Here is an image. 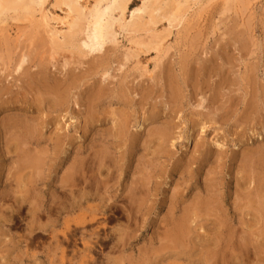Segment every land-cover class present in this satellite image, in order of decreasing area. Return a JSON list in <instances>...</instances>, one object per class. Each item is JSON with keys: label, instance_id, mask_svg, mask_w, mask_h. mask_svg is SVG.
Returning <instances> with one entry per match:
<instances>
[{"label": "rangeland", "instance_id": "rangeland-1", "mask_svg": "<svg viewBox=\"0 0 264 264\" xmlns=\"http://www.w3.org/2000/svg\"><path fill=\"white\" fill-rule=\"evenodd\" d=\"M226 2L198 0L188 8L179 25L170 26L162 20L153 29L155 34L166 36L164 47L151 50L139 61L127 58L132 42H149L154 35L126 29L101 52L82 59V65L75 63L67 69H62L61 63H56V67L49 63L50 47L42 29L38 31L40 38L31 30L33 35L28 33L18 42L16 23L10 22V46L9 42V48L6 43L0 45V56L6 57H3L6 63L3 71H6L0 76L9 77L5 89L0 85V89L8 88L0 100V264H81L82 257L89 252L95 264H215L217 261L218 264H264V212L258 204L264 203V168L258 160L264 156V0H229L227 5ZM143 3V0H132L127 12L128 22L132 11ZM53 4L54 0L46 6L47 11L53 18H62L64 13L53 9ZM51 28H59L56 21L51 22ZM24 52L31 54L28 75L40 71V64L36 63H40L41 58L48 64L44 65L46 68H52L49 73L52 79L56 78L53 83L65 92L68 102L65 107H50L44 100V91L32 86L25 71L20 81L15 82L9 76L8 56L18 58ZM63 55L68 57L69 54L61 53ZM57 58L61 62V58ZM98 61L108 64L110 78L105 83L97 74ZM95 86L104 87L106 95L92 108L88 96ZM201 91L208 98V105L206 103L202 109L198 107L201 96L197 95ZM125 94L127 97L122 104L118 98ZM24 113L31 124L38 125L44 120L46 125L42 126L40 143L17 149L18 133L8 130L6 123L16 116L24 117ZM123 115L130 120L129 128L126 136H118L114 129ZM143 124L142 129L138 128ZM162 129L170 136L157 137ZM135 134H140L138 146L131 142ZM15 137L17 143H14ZM95 149L101 152L99 156H95ZM28 154L34 156L30 158ZM103 156L105 172L98 175L97 160ZM20 161L27 163L29 169L20 167ZM77 169L82 170L83 180L72 183L70 174ZM27 172L41 181L32 187L36 192L28 189L33 178ZM246 172L251 174L246 175ZM99 177H108L110 183L107 179L105 182L110 184L108 188L99 187L97 182H104ZM256 177L263 180L256 184ZM143 178L150 192L148 196H138L137 201L143 205L131 206L123 197L128 196L137 182L142 183ZM89 182L92 183L87 184ZM64 185L67 188L63 192ZM68 188H72V193ZM212 189L215 197L208 194L207 190ZM32 194L38 200L32 198ZM248 194L250 200L244 202ZM210 198L216 199L213 204L218 209L208 203H212ZM250 201L252 204H248ZM196 203H200L199 210L195 209ZM108 206L112 208L107 210ZM96 207L106 212L104 217L96 212ZM140 207L136 215L133 211ZM185 210L189 222L186 236L181 237L173 228L184 217ZM216 211L220 213L215 214ZM94 213L98 221L90 222L89 215ZM184 237H188V242ZM84 239L89 241L91 251H85ZM241 239L247 249L242 248L245 243L242 244ZM173 245L175 248L171 247Z\"/></svg>", "mask_w": 264, "mask_h": 264}, {"label": "bare ground", "instance_id": "bare-ground-1", "mask_svg": "<svg viewBox=\"0 0 264 264\" xmlns=\"http://www.w3.org/2000/svg\"><path fill=\"white\" fill-rule=\"evenodd\" d=\"M52 0H0V45H5L7 46V42H9L10 37H12L10 34V36L8 35L9 33V26H10V22L16 23L14 25V29L15 31V35H16V40L18 42H20L21 39H23V37L28 36V33H32L34 34L35 37L40 36V34L38 35V31L39 29L43 30L48 38V45H49V50H50V58H49V63L52 65H56V63H61V67L62 69H67V67L74 65L75 63H77L78 65H82L84 62L81 61L82 59L88 58L90 55L96 53V52H101L105 46L108 43H114L117 39V35L124 31V30H129L131 32H147V33H153V39L149 40V42H145V41H135L132 42V47L130 49L129 54L127 55L128 59H137L138 61L142 58L143 55H146L148 52H150L151 50H159L162 49L164 47V43L166 41V36H161L158 34H155L156 32L154 31L153 27L157 24H159L162 20H166L170 26H172L173 24L177 23L178 25L181 23V21L183 20V17L186 15V12L188 11V8H191V5H196V3L198 2V0H143L144 3L142 5V7L132 11L131 16H130V21H127V12L129 10V6L132 2V0H54V4H53V9H60L63 13L64 16L62 18H53L51 15L52 13L50 11H47V5L51 4ZM226 5L229 4V0H226ZM39 16V18H38ZM146 17V19H145ZM138 18V21H135V19ZM52 21H56L57 25L59 26L60 29H63L65 31L60 30L59 28H51V22ZM19 24H23L22 26H20ZM129 24V25H128ZM32 30V32H31ZM42 31V32H43ZM29 34V35H30ZM31 34V35H33ZM37 34V35H36ZM44 34V33H43ZM42 35V34H41ZM45 37V36H44ZM14 38V40H15ZM29 38V37H28ZM40 38V37H38ZM45 39V38H44ZM42 38V40H44ZM15 40V42H16ZM33 40V39H32ZM31 40V41H32ZM12 41V39H11ZM46 41V40H45ZM15 42H11V44H15ZM42 42V41H41ZM33 43V42H32ZM37 44V43H36ZM43 44V43H42ZM9 46H10V42H9ZM13 46V45H12ZM18 46V45H17ZM17 46H15L14 48L16 49ZM39 46V45H38ZM1 47V46H0ZM40 47V46H39ZM3 48V46H2ZM7 48H9L7 46ZM28 48V47H27ZM41 48V47H40ZM43 48V47H42ZM11 49V47H10ZM13 49V48H12ZM5 50V49H4ZM3 51V50H2ZM6 51V50H5ZM4 51V52H5ZM32 51V50H31ZM7 52V51H6ZM46 52V51H45ZM61 53H68V57L66 56H61ZM7 54V53H5ZM12 54V51H11ZM9 55V53H8ZM30 52H24L22 54H20V57L18 58H13L10 57L11 55H9L8 57L10 58L8 61L11 65V73L9 70V76H12V80L16 81H20L21 79L19 77H21V75H23V72H26V77H28L31 80V83L33 84L32 86L36 85L38 87L39 91H44V96H46V98H44V100H46L47 104H49L50 107L54 108V107H65L66 104L68 103L66 98H65V92H62L60 90V87L56 84L53 83L55 82L54 79H52V75L49 73V70L52 71V68L49 69V66H47V68L44 66L47 63L44 61L43 58L39 59L40 63H36L37 65L40 64V71H36V74H31L28 75V70L31 68V64L32 61H30L31 57H30ZM42 56V55H41ZM57 56H59L61 58V62H59L57 59ZM3 55L0 56V73L1 72H5L3 71V67L6 65L5 61L3 60ZM44 57V56H42ZM6 58V57H4ZM16 59V60H14ZM101 59V58H100ZM99 60V58H98ZM105 60V59H104ZM7 61V62H8ZM100 61V60H99ZM98 61V66H99V71L97 72V70L95 72H97V74H100L102 77V80L107 81L110 78V72H109V68L107 67V65H105L104 62H99ZM102 61V60H101ZM34 62V61H33ZM87 62V61H86ZM85 62V63H86ZM94 63V62H93ZM97 63V62H96ZM90 64V61L89 63ZM35 65V64H34ZM48 65V64H47ZM95 65V63H94ZM9 66V65H8ZM39 66V65H38ZM89 66V65H88ZM37 67V66H36ZM53 67V66H52ZM56 67V66H55ZM5 68V67H4ZM38 68V67H37ZM76 68H78L76 66ZM254 68V67H253ZM82 69V67H81ZM93 69V68H92ZM254 70V69H253ZM249 71V70H248ZM75 72V69H74ZM87 72V71H86ZM147 72V71H146ZM55 73V72H52ZM67 73V72H66ZM70 73V72H69ZM17 74V77H15L14 75ZM56 74V73H55ZM75 74V73H74ZM146 74V73H145ZM150 74V73H148ZM248 74H251L250 72ZM7 75V74H6ZM253 75V74H252ZM60 76V75H59ZM112 76V75H111ZM88 77V76H87ZM90 77V75H89ZM152 77V76H151ZM249 77V76H247ZM246 77V78H247ZM9 77L5 78L3 76H0V85H3L5 89V83L7 82L6 80H8ZM73 77H71L72 79ZM75 78V77H74ZM84 78V77H83ZM114 78V77H113ZM255 78V76H254ZM59 79V78H58ZM171 79V78H170ZM197 79V78H196ZM81 80V79H80ZM99 80V79H98ZM102 80H100V82L102 83ZM176 80V79H174ZM241 80V79H240ZM6 81V82H5ZM59 81V80H58ZM57 81V82H58ZM124 81V80H123ZM197 81V80H195ZM253 81V80H252ZM23 82V81H22ZM25 82V81H24ZM23 82V83H24ZM69 82V81H68ZM122 82V81H121ZM120 82V83H121ZM176 82V81H175ZM184 82V81H183ZM188 82V81H187ZM204 82V81H203ZM227 82V81H226ZM27 83V82H26ZM53 83V84H52ZM59 83V82H58ZM241 83H243V80L241 81ZM247 84H249L248 82H246ZM29 84V83H28ZM72 84V83H71ZM77 84V83H75ZM201 84V83H200ZM227 84V83H226ZM246 84V85H247ZM12 85V84H11ZM62 84H60L61 86ZM92 85V84H91ZM169 85V83H168ZM197 85V84H196ZM203 85V84H202ZM228 85V84H227ZM244 85V86H246ZM259 85V84H258ZM10 85H8L9 87ZM29 86V85H28ZM34 86V87H36ZM74 86V85H73ZM97 86V85H96ZM95 86V87H96ZM110 86V85H109ZM121 86V85H120ZM119 86V87H120ZM173 86V84H172ZM177 86V85H176ZM253 86V85H252ZM257 85L255 84V87ZM27 87V86H26ZM125 87V86H124ZM254 87V86H253ZM254 87V88H255ZM24 88V87H23ZM73 88V87H72ZM186 88V86H185ZM0 89V100H2V98L4 97V95L8 92V88L7 90H3ZM63 89H66V87L64 86ZM112 89V88H111ZM121 89V87H120ZM123 89V87H122ZM126 89V88H125ZM208 89V88H207ZM262 89V87L260 88V90ZM36 90V89H35ZM209 90V89H208ZM11 91V90H10ZM22 91V90H21ZM171 91V89H170ZM258 91V90H257ZM15 92V91H14ZM25 92V91H24ZM70 92V91H69ZM87 92V91H86ZM172 92V91H171ZM254 92V91H253ZM12 93V92H11ZM39 93V92H38ZM115 93V92H114ZM117 93V92H116ZM197 93V92H196ZM260 93V92H259ZM72 94V93H71ZM173 94V93H172ZM22 95V94H21ZM89 95V94H88ZM106 95L105 92V88L102 86H98L95 88V90H93L91 92V94L88 96V102L92 105V108H95L96 103H98L99 101H101L103 99V97ZM197 95L201 96L200 97V101L198 103V107L200 109H202L205 104L208 101L207 95L205 93H203L202 91L200 93H197ZM264 95V94H263ZM16 96V95H15ZM18 96V95H17ZM41 96V95H40ZM43 96V97H44ZM51 96V97H50ZM172 96V95H171ZM185 96V95H184ZM256 96V95H255ZM258 96V95H257ZM35 97V96H34ZM42 97V98H43ZM87 97V95H86ZM124 97H127V95L125 94V96L123 95L122 97H119L118 100L123 104L124 102ZM174 97V95H173ZM172 97V98H173ZM197 97V96H196ZM211 97V96H210ZM263 97V96H262ZM261 97V98H262ZM33 98V97H32ZM198 98V97H197ZM86 99V98H85ZM212 99V98H210ZM264 99V98H263ZM69 100V99H68ZM199 100V98H198ZM261 100V99H260ZM76 101V100H75ZM131 101V100H130ZM211 101V100H210ZM252 101H255L252 99ZM19 102V101H18ZM79 102V101H78ZM77 102V103H78ZM86 102V101H85ZM250 102V101H249ZM256 102V101H255ZM8 103V101H7ZM14 103V102H13ZM74 103V102H73ZM76 103V102H75ZM76 103V104H77ZM215 103V102H213ZM254 103V102H253ZM40 104H42V101H40ZM75 104V105H76ZM196 104V103H195ZM211 104V103H210ZM255 104V103H254ZM263 104V103H262ZM208 105V103H207ZM253 105V104H252ZM258 105V103H257ZM256 105V107H257ZM264 105V104H263ZM251 106V105H250ZM25 107V106H24ZM197 107V106H196ZM252 108V106H251ZM39 109V108H38ZM57 109V108H56ZM85 109V108H84ZM90 110H92L91 108H89ZM258 109V107H257ZM50 110V109H49ZM54 110V109H53ZM252 110V109H250ZM42 111V109H41ZM86 112V111H85ZM103 112V111H102ZM127 112V111H126ZM200 112V110H199ZM90 113V112H89ZM260 113V112H258ZM25 114V113H24ZM102 114V113H101ZM106 114V112L104 113ZM123 114V113H122ZM128 114V113H126ZM53 115V114H52ZM129 115V114H128ZM127 115V116H128ZM97 116H99L98 113L95 114V117L98 118ZM106 116V115H105ZM45 117V116H44ZM47 117V116H46ZM101 117V116H100ZM40 118V117H39ZM42 118V117H41ZM53 118V117H52ZM58 119V118H57ZM107 119V117H106ZM121 121H115L116 125H115V129H114V133L117 134L118 136H123L125 135V131L128 130L129 128V122L130 120L126 118H124V115L121 116ZM55 121V120H54ZM90 121V120H89ZM101 121V120H100ZM60 122V121H59ZM114 122V121H113ZM39 123V122H38ZM57 123V122H56ZM99 123V122H98ZM97 123V124H98ZM203 123V122H202ZM7 124V125H6ZM6 128L8 130L13 129L15 131V133H18L17 137H18V143L16 141V137L14 140V143H17V149L19 147H22L23 145L29 146L32 145L33 143L37 142L40 143L41 138H42V126L46 125L44 120H41V122L37 125H33L29 122L28 117L25 116L21 117V116H16L15 118H11L9 119V121L6 123ZM66 124V123H65ZM48 125V124H47ZM59 125V124H58ZM109 125V124H108ZM171 125V124H170ZM206 125V123H205ZM144 127L143 125H140V129H142ZM200 127V126H199ZM201 127H204L201 125ZM48 128V127H47ZM59 128V127H58ZM93 128V127H92ZM131 128V126H130ZM177 128V127H176ZM6 129V130H7ZM44 129V127H43ZM203 129V128H202ZM5 130V131H6ZM175 130V129H174ZM205 130V128H204ZM203 130V132H204ZM12 131V130H11ZM85 131V130H84ZM87 131V130H86ZM107 131V130H106ZM110 131V130H109ZM8 132V131H7ZM162 132V134L160 135V133ZM54 133V132H53ZM129 133V131L127 132ZM135 133V132H134ZM160 133L156 134L158 135L157 137H161L162 135L164 136L163 138H166L168 136H170V134L168 135L167 132H164V130L162 129V131H160ZM11 135V134H10ZM53 135V134H52ZM59 135V134H58ZM104 135V134H103ZM155 134H153L154 136ZM7 136V135H6ZM126 136V135H125ZM50 137V136H49ZM60 137V136H59ZM107 137H110L107 135ZM128 137V136H127ZM156 137V136H155ZM67 138V137H66ZM151 138V137H150ZM154 138V137H153ZM156 139V138H154ZM55 140V139H54ZM164 140V139H163ZM9 141V140H8ZM16 141V142H15ZM13 142V141H12ZM131 142L133 143V146H138V144L140 143V134H135L134 137L131 139ZM6 143V142H5ZM13 143V144H14ZM70 143V142H69ZM160 143V142H159ZM163 143V142H162ZM71 144V143H70ZM64 145V144H63ZM147 145V144H146ZM9 146V145H8ZM24 146L22 147V149L24 148ZM124 146V144H123ZM164 146V145H163ZM31 147V146H30ZM103 147V146H102ZM132 147V146H131ZM7 148V147H6ZM115 148V147H114ZM113 148V149H114ZM122 148V147H121ZM28 149V147L26 148ZM31 149V148H30ZM36 149V148H34ZM81 149V148H80ZM99 149V148H98ZM118 149V148H117ZM5 150V149H4ZM8 150V149H7ZM42 150V149H41ZM97 151L96 155L97 156L99 153L97 149H95ZM94 150V151H95ZM120 150V148H119ZM6 151V150H5ZM22 150H20V154L22 156V158L25 160L26 156L24 154L21 153ZM110 151V150H109ZM8 152V151H7ZM16 152V151H15ZM23 152V151H22ZM29 152V151H28ZM34 154V151H32ZM102 152H105V150H102ZM57 153V152H56ZM16 154V153H15ZM32 154V153H31ZM92 154V153H91ZM112 154V153H111ZM156 154V152H155ZM263 154V153H262ZM8 155V153L6 154ZM37 155V154H36ZM25 156V158H24ZM29 156V154H28ZM31 156V155H30ZM29 156V157H30ZM34 156V155H32ZM31 156V157H32ZM99 156V155H98ZM106 156V155H105ZM30 157V158H31ZM94 157V156H93ZM91 157V158H93ZM123 157V156H122ZM17 158V157H16ZM21 158V159H22ZM85 158V157H84ZM89 158V157H88ZM110 160L112 157H110ZM108 158V159H109ZM38 159V157L36 158V160ZM76 159V158H75ZM95 159V158H93ZM104 156L103 158L98 157V169H97V173L98 175L102 174L104 171V168L106 167V164L104 165ZM22 160V161H24ZM40 159H38L39 161ZM82 161H84L83 159H81ZM113 160V159H112ZM251 160V159H250ZM260 166H262L264 168V156L259 157L258 158ZM18 161V160H17ZM20 161V162H22ZM27 161V160H25ZM24 161V162H25ZM35 161V159H34ZM93 161V160H92ZM30 162V161H29ZM42 162V159L39 163ZM111 162V161H109ZM23 163V162H22ZM20 164V167L22 165V168H24V170L29 169V165H27V163H23ZM35 162H32V164H34ZM89 163V162H88ZM113 163V161H112ZM247 163V162H246ZM245 163V165H246ZM254 163V162H253ZM19 164V163H18ZM37 164V163H36ZM44 164V161L43 163ZM80 164V163H79ZM95 164V163H94ZM120 164V163H119ZM252 164V162H251ZM250 164V165H251ZM17 165V162H16ZM15 165V166H16ZM89 165V164H88ZM14 166V164L12 165ZM19 166V165H18ZM16 166V167H18ZM36 166V165H35ZM35 166H31V168H36ZM91 167V165H89ZM111 166V165H110ZM249 166V165H248ZM255 166V165H254ZM253 166V167H254ZM39 167V166H38ZM37 167V169H38ZM78 167V166H77ZM93 167V166H92ZM41 168V167H40ZM43 168V167H42ZM250 168V167H248ZM21 168H18V171H24V170H19ZM36 169V170H37ZM45 169V168H44ZM87 169V168H86ZM94 169V168H93ZM111 170L113 168H110ZM109 169V170H110ZM16 170V171H17ZM39 170V169H38ZM149 170V169H148ZM82 170H75L73 174H70L71 176V182L75 183V181L80 180L81 178L84 177V174L81 172ZM42 172V171H41ZM90 172V171H89ZM94 172V171H93ZM105 172V171H104ZM116 172V171H115ZM28 173V172H27ZM43 173V172H42ZM68 173V172H66ZM82 173V174H81ZM247 173V172H246ZM256 173H260V172H256ZM17 174V173H16ZM31 176L34 177V175H31V173H28ZM36 174H39L38 172ZM93 174V173H92ZM91 174V176H92ZM243 174V173H242ZM251 174V172L249 173ZM248 173L246 175H249ZM26 175V174H25ZM68 175V174H67ZM210 175V174H209ZM259 175V174H257ZM19 176V174H18ZM23 176V175H22ZM90 176V177H91ZM260 176V175H259ZM21 177V176H20ZM31 177V178H33ZM89 177V176H87ZM86 177V178H87ZM215 177V176H214ZM15 178V177H14ZM24 178V177H23ZM26 178V177H25ZM29 178V177H28ZM92 178H94V175L92 176ZM92 178L91 181H92ZM101 178V177H99ZM114 178V177H113ZM116 178V177H115ZM252 178V176H251ZM8 179V178H7ZM39 179V178H38ZM32 179L29 181V186L31 188V191H35V189H32V187L34 188V186L36 187V184L38 181H40V179ZM104 179V178H101ZM108 181V177L106 178ZM106 179H104V182H97L98 185H100L99 187H103V188H108L110 184H106ZM148 179V178H147ZM249 179V178H248ZM257 179V177H256ZM262 179V178H261ZM10 180V179H9ZM25 180V179H24ZM29 180V179H28ZM83 180V179H81ZM255 180V179H254ZM258 180V179H257ZM263 180V179H262ZM261 180V181H262ZM12 181V180H10ZM27 181V180H26ZM62 181V180H61ZM85 181V180H84ZM135 181V180H134ZM251 181V180H250ZM261 181H255L256 184H258L257 182H261ZM16 182V181H15ZM41 182V181H40ZM66 182V181H65ZM88 182V181H87ZM110 183V181H108ZM137 182V181H136ZM145 182L144 178L142 179V183L141 181H139V183L137 182L135 184L134 182V187H131L128 196H124L123 200L128 199L129 202L131 203V206H135L136 204L140 203L141 205H143L142 202L137 201L138 196H143L147 195L150 190L147 188L148 186L143 183ZM17 183V182H16ZM92 182H89L87 184H90ZM113 183V181L111 182ZM264 183V182H263ZM19 184V183H17ZM62 184V183H61ZM60 184V186H61ZM67 184V183H66ZM104 184V185H103ZM251 184H253V182L251 181ZM9 185V184H8ZM14 185V184H13ZM23 185V184H22ZM25 185V184H24ZM23 185V187H24ZM86 185V182H85ZM95 185V184H93ZM97 185L94 186L96 189H100ZM210 185V184H209ZM255 185V184H254ZM260 185V184H259ZM12 186V184H11ZM65 186V185H64ZM130 186V185H129ZM213 187H215V185L212 184ZM251 186V185H250ZM69 187V186H68ZM71 187V186H70ZM78 187V186H77ZM81 187V186H80ZM67 187L65 186V188L63 187V192ZM93 188V187H92ZM250 188V187H249ZM260 188V187H259ZM25 189V188H24ZM216 188H214L215 190ZM26 190V189H25ZM72 190V188H68V191ZM89 190V189H87ZM101 190V189H100ZM104 190V189H103ZM245 190H248L245 188ZM254 190V189H253ZM257 190V189H255ZM262 190V189H260ZM10 191V190H9ZM16 191V190H15ZM21 192H23L22 190H20ZM30 191V190H29ZM96 191V190H95ZM208 194L209 193H214L213 189L212 190H207ZM251 191V190H250ZM259 191V190H257ZM12 192V191H11ZM36 192V191H35ZM98 192V190H97ZM103 192V191H102ZM264 192V191H263ZM20 193V192H19ZM32 193V192H31ZM72 193V192H71ZM126 193V192H125ZM21 194V193H20ZM26 194V192H25ZM206 195V198H209V195ZM23 195V194H22ZM32 198H35V194H32ZM66 196V195H65ZM107 196V195H106ZM148 196V195H147ZM213 197H215V195L212 194ZM211 196V197H212ZM245 196V195H242ZM241 196V197H242ZM256 196V195H255ZM264 196V193H263ZM31 197V196H30ZM29 197V198H30ZM37 197V195H36ZM91 197V196H90ZM110 197V196H109ZM212 197V198H213ZM249 197V198H248ZM261 197V196H260ZM27 197H25L23 199V201H25ZM56 198V197H55ZM143 198V197H142ZM210 198L211 202L210 205L212 204V206L215 204V200ZM219 198V197H218ZM263 198V197H262ZM38 200V198H35ZM63 199V196L62 198ZM65 199V198H64ZM63 199V200H64ZM75 199V198H74ZM113 199V198H112ZM220 199V198H219ZM246 199V200H245ZM244 202H246L248 200H250V195L248 194L247 197L245 198ZM253 199H256L253 198ZM15 200V199H14ZM30 200V199H29ZM32 200V199H31ZM30 200V201H31ZM34 200V199H33ZM60 200V198H59ZM77 200V199H76ZM213 200H214V204H213ZM147 201L144 200V202ZM256 201V200H255ZM32 202V201H31ZM110 202V200H109ZM243 202V201H242ZM251 203L248 204H252V201H250ZM260 202V201H257ZM263 202V200H262ZM36 203V202H35ZM107 203V202H106ZM33 204V203H32ZM125 204V203H124ZM244 204V203H243ZM246 204V203H245ZM261 211H263L264 209V203H258ZM35 205V204H33ZM73 205V204H72ZM71 205V206H72ZM79 205V203H78ZM100 205V204H99ZM129 205V204H128ZM207 204V206H210ZM195 209L199 210L198 207L200 206V203H196L195 205ZM220 206V205H219ZM239 206H241L239 204ZM254 206V205H253ZM37 207V206H36ZM34 207V208H36ZM215 207V205L213 206ZM213 207L210 206L211 209H213ZM257 207V206H255ZM254 207V208H255ZM75 206L73 207V210H75ZM97 210L96 212L99 213L100 215L102 214V216L104 217L106 212L102 211L101 209H99L98 207H96ZM112 206H108L107 210L111 209ZM130 208V207H129ZM215 208L218 209V207L216 206ZM252 208V209H254ZM81 209V207L79 208ZM131 209V208H130ZM138 208H136V211H133L136 213V215L139 213V211H141V207L139 208V210L137 211ZM224 209V208H222ZM133 210V208L131 209ZM189 210V209H188ZM203 211V209H201ZM255 210V209H254ZM81 211V210H80ZM122 211V210H121ZM171 211V210H170ZM195 211V210H194ZM201 211V213L203 214V212ZM215 211V209H214ZM221 211V210H219ZM225 211V210H224ZM133 212H129V214H133ZM191 212H193L191 210ZM199 212V211H198ZM196 213V214H195ZM210 213V212H209ZM216 213H220V212H215ZM128 214V215H129ZM193 214L197 215V212H194ZM212 214V213H211ZM70 215V214H69ZM97 215V214H96ZM95 213L92 215H89L91 217L90 222H95L98 221L97 217H96ZM118 215V214H117ZM188 212L185 210V214L184 217L181 218L180 222L178 225H176V227L173 228V231L176 233H179L180 235L182 234L181 237H183V235L186 234L187 232V221H188ZM248 215V214H247ZM259 215V212H258ZM264 216V215H263ZM99 217V216H98ZM109 217V216H108ZM114 217V216H113ZM198 217L201 218V216ZM257 217V216H256ZM190 218V217H189ZM207 218V217H206ZM211 218V217H210ZM213 218V217H212ZM108 220V219H107ZM260 220V219H259ZM196 221V220H195ZM189 222V221H188ZM98 223V222H96ZM190 225V223H188ZM188 226V225H187ZM68 227V226H67ZM191 230V228H189ZM190 230H188L189 232H191ZM169 233V232H168ZM173 233V232H172ZM243 234V233H242ZM246 234V233H245ZM94 235V234H93ZM174 235V234H172ZM229 235V234H228ZM95 236V235H94ZM167 236V234H166ZM171 236V234H170ZM186 236V235H185ZM248 235H246L247 237ZM55 237V236H54ZM172 237V236H171ZM175 238H177V236L174 235ZM180 237V238H181ZM230 237V236H229ZM173 238V237H172ZM174 238V239H175ZM186 238V241L188 242V237H184ZM183 238V239H184ZM232 238V237H231ZM241 237H239L240 239ZM179 239V238H177ZM243 239V237H242ZM241 239V240H242ZM249 239V238H248ZM128 240V239H127ZM132 240V239H131ZM181 240V239H179ZM246 241V239H243ZM242 240V241H243ZM182 241V240H181ZM240 241V240H238ZM241 241V242H242ZM250 240H248L247 242L249 243ZM84 242V246H85V251H91L90 246L88 244L89 241H85V239L83 240ZM184 243V241H182ZM181 242V243H182ZM59 243V242H58ZM61 243V242H60ZM125 243V242H124ZM127 243V241H126ZM182 243V244H183ZM238 243V242H237ZM245 242L243 241L242 244H244ZM262 243V242H261ZM108 244V243H107ZM118 244V243H117ZM169 244V243H168ZM224 244V243H223ZM230 244V243H228ZM110 245V244H109ZM127 245V244H126ZM177 246V244H175ZM184 245V244H183ZM222 245V244H221ZM234 245V244H233ZM241 245V244H240ZM249 245V244H248ZM260 245V244H259ZM262 245V244H261ZM108 246V245H107ZM239 246V245H237ZM87 247V248H86ZM116 247V246H115ZM171 247H174L171 246ZM186 247V246H185ZM231 247V246H230ZM236 247V246H235ZM126 248V247H125ZM175 248V247H174ZM220 248V247H219ZM226 248V247H225ZM234 248V247H233ZM232 248V249H233ZM243 249H247L248 246L245 243V245L242 246ZM263 248V247H262ZM112 249V248H111ZM227 249V248H226ZM229 249V248H228ZM227 249V250H228ZM254 249V248H253ZM259 249V246H258ZM264 249V248H263ZM113 250V249H112ZM222 250V249H221ZM252 250V249H251ZM209 251V250H208ZM250 251V250H249ZM257 251V250H255ZM264 251V250H263ZM246 252V251H245ZM64 251L62 252V260L65 259V255H64ZM91 252H89V255H86L84 257H82L81 259V264H95V259L93 256L90 255ZM243 253V252H241ZM247 253V252H246ZM252 253V252H251ZM257 254H259L258 252H256ZM255 253V254H256ZM263 253V252H262ZM249 254V253H248ZM213 255V253L211 254V256ZM215 256V255H214ZM256 257V256H255ZM209 258V257H208ZM214 258V257H213ZM246 258V257H245ZM251 258V257H250ZM97 259V258H96ZM123 259V258H121ZM216 259V257H215ZM264 259V258H263ZM118 260V258H117ZM257 260V259H256ZM115 261V260H114ZM121 263V260H119ZM153 261V260H152ZM214 261V259L212 260ZM211 261V262H212ZM220 261V260H219ZM215 262V261H214ZM218 262V261H217ZM216 262V263H217ZM209 263V261H208ZM215 263V264H216ZM219 263V262H218ZM217 263V264H218ZM155 264V263H154Z\"/></svg>", "mask_w": 264, "mask_h": 264}]
</instances>
